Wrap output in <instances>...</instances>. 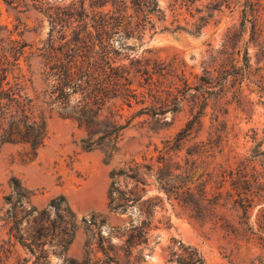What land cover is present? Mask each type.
Instances as JSON below:
<instances>
[{
    "label": "rangeland",
    "instance_id": "374dc122",
    "mask_svg": "<svg viewBox=\"0 0 264 264\" xmlns=\"http://www.w3.org/2000/svg\"><path fill=\"white\" fill-rule=\"evenodd\" d=\"M157 1L161 12L147 23L144 34L126 42L131 56L148 60L153 81L142 79L131 104L124 105L121 121L126 128L109 155L106 146L85 148L87 129L62 116L46 100L47 83L36 47L48 38V17L23 6L18 12L0 0V39L6 40L13 31L14 38L29 44L20 61L31 78L25 91L48 126V137L32 158L26 146L2 147L0 207L6 214L5 197L12 193V180L17 178L30 194L29 206L47 210L43 218L51 233L58 232V226L64 225L62 216L67 215L50 207L53 199L64 196L78 220L68 250L59 256L49 247L46 264L87 262L89 230L83 217L104 219V235L114 227L120 232L129 227L138 210H110L111 171L135 158L145 174H160L157 160L168 145L175 144L179 148L172 151L175 159L189 169L193 205L186 209L164 198L154 222L158 228L148 244L137 245L134 254L127 255L119 234L110 242L118 252L116 261L94 244L92 263L178 264L170 246L181 241L198 248L206 264H264V199L256 198L245 213L241 207L245 198L231 184V174L264 178V0ZM10 79L14 82L12 75ZM167 107L175 110L164 112ZM189 127L188 136L177 140L183 136L179 132ZM149 182L155 179L150 177ZM151 188L145 199L156 194ZM204 192L207 199L201 198ZM58 202L64 204L61 199ZM27 211L21 215L27 216ZM23 227L33 228L31 222ZM35 261L34 252L10 233V223L1 220L0 264Z\"/></svg>",
    "mask_w": 264,
    "mask_h": 264
},
{
    "label": "trees",
    "instance_id": "16d2710c",
    "mask_svg": "<svg viewBox=\"0 0 264 264\" xmlns=\"http://www.w3.org/2000/svg\"><path fill=\"white\" fill-rule=\"evenodd\" d=\"M2 1L18 9V12L23 11V6L25 10L33 8L48 17L51 25L48 38L42 46L36 47L35 52L41 59L42 74L47 83L46 100L58 108L62 116L73 118L87 129L88 136L83 139L85 148L106 146L111 155L126 128L121 121L124 105L131 104L132 97L143 86L142 79L150 83L153 81L148 60L131 56L126 51L129 48L126 42L145 33L147 23L161 12L158 1ZM5 41L7 45L3 44ZM28 46L23 38H14L13 31L9 32L6 40L0 39V151L7 144L23 145L29 149L32 158L44 145L48 126L46 117L37 112L33 98L25 91L31 78L23 72L20 61ZM28 65L30 69L31 64ZM170 110L175 109L167 107L164 112ZM189 129H182L179 135L183 136H178L177 140L185 139ZM167 147L165 155L157 160L160 174H145L143 165L135 158L111 171L108 192L110 210L127 213L137 209L138 215L123 232L114 227L107 235L103 234L104 219L98 221L94 216L90 219L83 217L82 222L89 230L85 244L87 262L84 264H93L94 244L110 261H116L114 258H118V252L110 242L119 234L124 237L123 250L127 255L132 256L137 245L148 244L152 231L158 228L154 222L164 198L176 201L186 209L193 205L194 188L190 174H186L189 169L183 167L172 153L179 149L178 145ZM231 175L232 187L240 193V197L245 198L241 207L249 213L256 198L264 199V178L250 174ZM150 177L155 179L154 183L149 182ZM152 186L156 194L145 199ZM12 188V193L5 197V203L9 205L7 215L0 207V221L10 223V233L34 252L36 264H46L49 247H53L59 256L63 255L78 229L77 216L65 197L59 198L64 204L58 202L59 199H53L49 204L57 212H67L61 218L64 225L58 226V232L51 233L52 228L43 218L47 210L38 211L36 207L29 206L30 194L17 178L12 180ZM242 190H245V196H242ZM201 198L207 199V194L204 192ZM24 210H28L27 216L21 215ZM24 222L32 223L31 231L23 227ZM170 248L175 250L173 254L177 258L174 261L178 264H206L194 246L174 241Z\"/></svg>",
    "mask_w": 264,
    "mask_h": 264
}]
</instances>
